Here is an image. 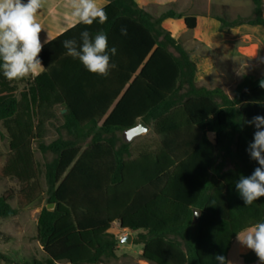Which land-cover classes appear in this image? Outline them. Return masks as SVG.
Listing matches in <instances>:
<instances>
[{"label": "trees", "instance_id": "obj_1", "mask_svg": "<svg viewBox=\"0 0 264 264\" xmlns=\"http://www.w3.org/2000/svg\"><path fill=\"white\" fill-rule=\"evenodd\" d=\"M107 1L105 24L79 25L44 45L39 77L19 80L20 88L0 74V124L10 148L0 177L20 184L0 196V218L16 217L44 192L37 143L44 156L56 155L45 164L47 205L55 210L46 205L37 222L48 259L25 264H110L117 258L115 223L138 232L134 242L151 264H219L217 255L228 261L236 234L264 221V197L245 205L235 188L259 166L247 151L256 129L246 121L264 116V75L244 76L233 97L198 86L189 52L162 27L184 18L193 30L195 16L169 10L155 17L135 0ZM251 1L250 17L220 19L222 27H264V0ZM84 30L103 31L117 50L106 77L89 73L62 46L79 42ZM57 106L66 109L62 129L73 139L47 145V114ZM140 121L159 140L134 152L118 133ZM15 197L20 209L11 204ZM243 258L259 261L252 251Z\"/></svg>", "mask_w": 264, "mask_h": 264}, {"label": "clouds", "instance_id": "obj_2", "mask_svg": "<svg viewBox=\"0 0 264 264\" xmlns=\"http://www.w3.org/2000/svg\"><path fill=\"white\" fill-rule=\"evenodd\" d=\"M47 6V13L54 20L60 19L63 29L60 34L79 25L91 26L98 22L103 25L108 20L107 4L98 0H58L49 4V0H0V74L8 81L35 79L46 70L40 59L44 45L54 39L48 28L38 20V16ZM62 9L59 11L57 9ZM47 38L41 40L42 31ZM122 35L127 30L121 29ZM68 56L77 59L91 74L107 76L115 67L111 62L116 48H109L107 35L97 32L95 35L84 30L80 41L66 39L62 42ZM264 88V80L259 85ZM256 131L247 151L250 158L259 165L251 175H241L235 188L245 205H252L264 197V116L256 115L246 121ZM237 240L245 248L255 253L260 264H264V221L256 222L237 233ZM219 264H231L225 257H215Z\"/></svg>", "mask_w": 264, "mask_h": 264}, {"label": "rangeland", "instance_id": "obj_3", "mask_svg": "<svg viewBox=\"0 0 264 264\" xmlns=\"http://www.w3.org/2000/svg\"><path fill=\"white\" fill-rule=\"evenodd\" d=\"M159 9H163L166 5V1L160 0ZM168 1V0H167ZM171 1V0H169ZM173 1V0H172ZM201 0H191L189 7L185 10V14H197L199 15L196 19V28L200 25L202 21L203 8L200 4ZM215 5L212 6L211 13L213 15L221 16V18L232 21L240 18H248L253 13V3L251 0H214ZM150 13V12H149ZM151 14V13H150ZM156 17V16H155ZM184 22V18H181ZM162 27L167 32L172 31L171 36L180 41L184 47L188 50L191 60L196 62L197 72L195 75V81L198 86H203L208 89H213L215 87L222 88L229 96H234V91L236 89L237 81H242L243 77L250 68H254L251 74L252 76L259 78L264 72V65L257 64L256 62H248L240 60V63L233 66L231 61L225 56H217L214 58L217 73L215 69L202 70L201 66L204 62L210 61L212 56L210 51L205 48L204 42L195 35V30L190 31L185 29V35L181 38L178 37L184 27L183 24L178 22H170L167 28L162 23ZM199 34V31L197 32ZM175 37H174V36ZM256 35H260L259 33ZM202 70V71H201ZM255 74V75H253ZM221 79V83L218 82ZM233 81L234 84H231ZM20 88L23 87V83L17 80ZM64 109L59 106L55 107L53 110L48 111V122H47V133L45 136V143L47 145L55 142L60 136L65 140H72L73 138L62 129L64 124V114L62 111ZM151 130L142 137L135 139L131 142V147L134 152L140 147L145 145H153L159 138L154 134L153 128L150 125ZM119 137L122 138V133H118ZM212 138V135H210ZM91 139H88L82 144V150L86 149L90 144ZM35 160L39 166L40 180L44 189L43 194L32 202L29 206L20 209L18 205V200L16 197L11 201L14 208L20 209L19 214L14 218H0V254L14 260V264H25L32 258H36L40 261H46L48 259L47 255L43 252L42 246L37 240V222L40 212L43 207L47 205L48 194H47V184L45 179V164L51 162L56 155L53 153H48L43 155L40 152L38 144L33 145ZM10 152L9 148V136L6 129L2 124H0V167L3 166L7 155ZM20 188V184L17 180L0 177V196L3 195L8 190L17 191ZM112 234L116 236L118 240L117 244V258L110 261V264H151L142 259L141 253L143 250L142 245L135 243L134 239L138 232H133L130 230H122L119 228L118 224H114L111 230ZM132 235L131 244H127L123 241ZM10 238V240L8 239ZM0 264H11L3 259H0Z\"/></svg>", "mask_w": 264, "mask_h": 264}, {"label": "crops", "instance_id": "obj_4", "mask_svg": "<svg viewBox=\"0 0 264 264\" xmlns=\"http://www.w3.org/2000/svg\"><path fill=\"white\" fill-rule=\"evenodd\" d=\"M135 1L140 8L145 9L146 11L150 12L153 16L156 17L160 16L162 13H165L169 10H173L177 13L184 14L185 16H195L196 19L199 16L197 14L194 15V13L185 14L186 12L185 10L187 9V7H189L188 5H190L191 0H173V1L164 0L166 1V5L163 9L158 8V6L160 5L159 3L161 2L160 0H135ZM24 2L26 3L27 0H24ZM98 2L101 4H105V3L108 4L107 0H98ZM53 3H58V0H49L50 5ZM200 4L201 7L203 8V15L201 17L202 21L200 22V25H198L197 28L195 27L193 30L188 29V27L185 24V19L184 22H182L181 19L169 18L163 21V25L169 28L168 25L170 22L180 21L183 24L184 29L182 33L176 38L183 37L186 32L185 29L190 31L195 30V35L198 36L204 42L205 48L208 51H210V55L212 56V59L210 61H206L203 63V65L201 66L202 70H207L210 68L212 70L215 69L216 72L217 69L214 58L217 56L227 57V59L231 61V64L233 66L240 63V60L248 61V62H256L257 64L264 65V27L263 26H253V25L244 24L231 28H223L222 23L220 21V19L223 18H221V16L218 17V15H213L211 13L212 6L215 5V1L201 0ZM57 10L58 12L62 11V9L59 8ZM38 20L48 28L54 39H56L61 35L60 33L62 32L63 29V23L59 18L54 20L51 16L48 15L47 6L38 16ZM169 30L171 31L170 28ZM198 31L199 34H197ZM258 33L260 35H256ZM40 37L42 41L47 38L46 30L41 32ZM192 61L196 64L194 60ZM240 64L242 65V63ZM253 71L255 72L254 68H250V70L248 71L249 73H246L245 76L252 75L251 73ZM219 72L220 71H217V73ZM263 75L264 72L262 76ZM262 76H260L259 78H261ZM221 79L222 78H220L218 82H220ZM235 83L236 86H238L240 84V81H237ZM231 84H234L233 81L231 82ZM250 252L251 250L241 245V243L237 240L236 237L232 243L231 250L228 254V261H231V264H247L245 263L243 257L249 254ZM252 264H260V262L257 261Z\"/></svg>", "mask_w": 264, "mask_h": 264}, {"label": "water", "instance_id": "obj_5", "mask_svg": "<svg viewBox=\"0 0 264 264\" xmlns=\"http://www.w3.org/2000/svg\"><path fill=\"white\" fill-rule=\"evenodd\" d=\"M62 112L65 113L66 109H64ZM150 130H151L150 126H148L143 121H140L138 123V125H136L135 127L128 129V130H125L123 132V134H122L123 142L126 144H130L135 139L142 137V136H145ZM47 210L53 212L55 210V204H48ZM199 212H200L199 209L195 210V213L197 216L199 215ZM123 241L127 244H131L132 235H129L127 238H124Z\"/></svg>", "mask_w": 264, "mask_h": 264}]
</instances>
